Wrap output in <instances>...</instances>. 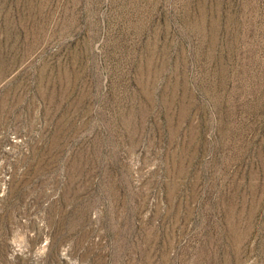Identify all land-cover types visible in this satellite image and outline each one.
Here are the masks:
<instances>
[{
    "label": "rangeland",
    "instance_id": "obj_1",
    "mask_svg": "<svg viewBox=\"0 0 264 264\" xmlns=\"http://www.w3.org/2000/svg\"><path fill=\"white\" fill-rule=\"evenodd\" d=\"M0 264H264V0H0Z\"/></svg>",
    "mask_w": 264,
    "mask_h": 264
}]
</instances>
